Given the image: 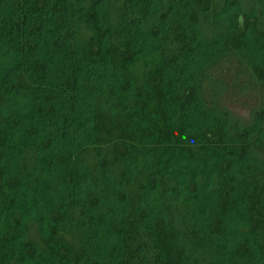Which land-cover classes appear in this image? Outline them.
Masks as SVG:
<instances>
[{"label":"trees","instance_id":"obj_1","mask_svg":"<svg viewBox=\"0 0 264 264\" xmlns=\"http://www.w3.org/2000/svg\"><path fill=\"white\" fill-rule=\"evenodd\" d=\"M0 264H264V0H0Z\"/></svg>","mask_w":264,"mask_h":264},{"label":"rangeland","instance_id":"obj_2","mask_svg":"<svg viewBox=\"0 0 264 264\" xmlns=\"http://www.w3.org/2000/svg\"><path fill=\"white\" fill-rule=\"evenodd\" d=\"M228 109L238 117L245 118L248 116V111L238 103L229 106Z\"/></svg>","mask_w":264,"mask_h":264}]
</instances>
